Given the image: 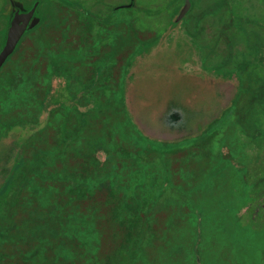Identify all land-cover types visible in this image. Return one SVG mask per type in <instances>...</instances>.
Returning <instances> with one entry per match:
<instances>
[{"label":"trees","instance_id":"trees-1","mask_svg":"<svg viewBox=\"0 0 264 264\" xmlns=\"http://www.w3.org/2000/svg\"><path fill=\"white\" fill-rule=\"evenodd\" d=\"M44 1L33 0V7ZM223 2L216 0L213 10ZM261 2L264 19V0ZM226 9H230L228 0ZM185 10L183 6L169 28L177 24ZM50 14H44L45 21L40 20L24 35L22 41L33 45L29 50L19 49L22 56L15 63V74H30L33 65L50 49L49 44L59 41L48 34ZM234 16L229 12L220 26L241 28L245 52L259 53L262 33L243 23L245 20L264 26V22ZM92 19H84L85 34L89 36ZM103 24L106 26L99 25L95 40L100 44L101 56L107 55V50L112 52L103 49L105 42L123 46L127 40V26L117 30ZM105 28L124 37L108 40L100 34ZM218 32L224 36V43L234 42L229 33ZM50 53L55 59L61 55L59 49H51ZM117 55L114 52L108 57ZM247 62L241 58L233 65L240 71L227 72L223 77L190 74L182 80V92L177 97L172 93L156 98L104 95L103 85L113 91L122 88L112 79L100 78L93 83L95 96L88 98L92 104L80 112H65L61 104L43 108L47 91L44 81H15V115L9 107L4 115L9 118L4 117V122L27 131L0 184V264H204L211 245L205 241L208 238L202 231V221L213 222L218 213L219 219H226L225 232L238 240L239 231L263 236L241 217L244 192L236 187L247 186L244 174L235 175L239 177L237 182L229 174L231 170L245 172L236 158L240 146L235 137L230 138L233 130L229 122L234 127L243 126L247 140L255 147L264 146V75H257L253 67L247 69ZM42 64V72L48 73L49 66ZM243 91L248 95L237 107L234 103ZM169 100L181 108L202 111L199 116L193 112L196 124L206 126L198 137L188 136L196 131L192 128L180 136L184 126L170 130L158 125L155 111ZM231 106L236 109L233 119L217 136V149L210 154L208 147L200 143L202 137L224 117H219L220 109L225 113ZM252 106L253 117L249 112ZM209 109L213 110L210 116ZM198 168L200 173L193 175L191 170ZM250 184L264 186V170ZM175 190L189 198L194 194L195 199H189L191 204H176L167 194L162 199V194ZM259 264H264V259Z\"/></svg>","mask_w":264,"mask_h":264},{"label":"rangeland","instance_id":"rangeland-1","mask_svg":"<svg viewBox=\"0 0 264 264\" xmlns=\"http://www.w3.org/2000/svg\"><path fill=\"white\" fill-rule=\"evenodd\" d=\"M125 1L127 0H87L85 3L87 4L88 8L94 9L95 11L97 10L100 15H103V13L109 9L107 4H120L121 2ZM210 1L213 0H195V3H197V5L202 9L204 5ZM228 1H230L229 10L225 9V7L222 5L216 9L215 12L200 16L197 22L191 16H187L181 20L180 24H178V28L173 29V32H169V29L164 27L168 22V12L166 13L164 9L159 10L156 13L150 11L148 12L147 10L145 13L140 11V9L136 6H133L132 9H129L123 6L120 7L119 5V7H115L114 13H110L111 16H109V18L113 22L110 21L109 24L108 19L104 17L105 15L100 16L101 18H99V21L107 23L108 27L110 25V28H116L117 30L127 26V32H125L127 40L123 46H121L119 42L114 43L111 41L108 43L106 49H112V52L109 54L108 50L105 51L107 55H105L104 58H109L108 55L114 54V52L121 56L122 59H117L116 61L113 73L115 75H117L118 72L130 74L131 81L133 83L139 84L144 90L140 96L151 98H156L157 96L161 95L167 96L171 93L172 97H177L174 91L178 90L179 93H181L182 80L193 73L199 75H211L214 77H223L227 72L237 73L240 71V69H236V66L234 68V63L225 66L211 65V62L214 61V58H218L223 54L225 44L222 36L218 33H215V28L222 25L220 24L222 21H226L229 12L235 15L234 17L244 19L247 17L254 19L255 17L258 21L264 22V19L262 18L263 8L261 0ZM31 2L32 0H15V8L26 9L29 7ZM69 2L70 4L62 3L60 0H45L44 2H41L34 10V13L39 16V23L45 19L44 14H47L48 12L51 13V18L49 19V23L47 25L48 34L52 37H58L59 40L57 42H53L51 45L52 47H62L66 42H71L74 45L75 42L78 41L79 36L77 35L78 31L76 24L78 22V17L72 12L67 14L66 11L75 12L73 9L75 7L83 12L86 11L80 6L79 0H69ZM138 2L139 4H144L147 6V9H151L152 7H160V5L163 3V0H140ZM132 3L134 2L132 1ZM1 6H3L4 10H6L7 4L5 1L0 0V7ZM54 8H56L58 11H55ZM199 10L200 9L197 10L196 7L193 8L191 15L193 16V14H196ZM61 15H63L65 18L62 19ZM59 16L61 19L58 18ZM125 17H127V19ZM99 21L97 18L92 19V27L95 25H104ZM2 23L3 27H5L7 22L2 19ZM193 23L198 25L199 29L192 37L191 35L193 34L190 35L189 31L190 27L194 25ZM243 25L247 28L251 27L252 29H255V31H259V33L264 31V28H262L261 24H255L253 22H247L244 20ZM228 32L233 36L234 40V42H232L233 47L230 50V52L233 53L232 57L234 59H241L245 57L248 59L246 68L250 69L253 67L257 75L261 74L263 76L264 37H262V42L259 45V53L254 52L253 50H250L252 52H245V37L243 30L239 27L229 25ZM86 34L83 36H86L87 38ZM100 34L106 36L108 40L111 38L112 40H117L120 37H124L119 36V33L106 28L103 29V32ZM89 47L90 46L88 43L83 44L81 51L82 56H92L93 51L96 57L101 58L98 47H94L93 49L91 48L92 50H86ZM25 50H29V48ZM126 54L128 58L125 60V63L127 64L126 66L121 67L120 65L124 64L123 59H125ZM129 56L131 57L129 58ZM202 56L206 62L201 64L199 63V58ZM89 61L91 62L92 59H89ZM101 61L103 60L98 59L96 61H92L88 65L90 72L86 70L88 67L85 65H83L82 71V68L80 67L84 83L87 82L86 76L88 73H90L92 77V69H99L96 64H99ZM253 62H256L254 66L252 65ZM66 68V75H68V69L72 70V65H67ZM4 71L7 72H4L3 74V79L6 80L9 73L6 69H4ZM72 72L75 73L76 70ZM66 84L67 82L62 77L52 75V79L50 80V94L47 100L44 102L43 108H47L54 103L62 101L67 102L71 100L64 90ZM178 85L180 86V90ZM247 95L248 93L246 91L239 92L234 105L238 107L239 105L244 104ZM182 104L183 102L180 101V105ZM143 105L145 106L146 104L143 103ZM183 108L188 109L186 107ZM235 110L234 107L231 106L225 113H222L223 108L220 109V112H218L219 117L221 115H224V117H221V119L219 118L220 121L205 132L201 142L199 140L203 146L208 147V152L210 154L215 153V150L217 149L215 145V143H217L216 138L220 133L222 134L223 129L226 127V123L233 119ZM207 111V114L210 116L211 113L209 114V112L213 110L209 109ZM187 112L189 113L187 115L188 120L186 119V122L182 125L175 126H184L185 128L180 130L178 134L182 136L185 134L184 131H186V129L192 128V130L196 131L188 136L198 137L197 135L204 128H206V126H201L199 123L196 124L193 118V112H197L196 115L199 116L202 114V111L200 110L198 112L197 109H193V111L188 109ZM249 112L253 117L255 113V107L252 106L249 108ZM4 117L9 118V116ZM263 119L264 117L262 115L261 120L263 121ZM229 124L232 126L233 130L230 138L235 137L237 141L236 144L240 146V151L238 152L239 154L236 156L237 161L242 164L245 169V172L241 170L238 172L231 170L229 174L237 182L239 181V177H235V175L239 176L240 173H243L245 180L247 181V186L243 187L238 184V187H236V189L239 191L244 192V197L241 202V217L243 221L247 222L252 229L255 228L257 231L259 229L264 233V186H254L250 184V182L264 170V146L255 147L254 143L247 140L249 136L247 135L243 126L234 127L233 123L229 122ZM26 131L27 130L25 128L20 126H14L13 128L5 130L3 136V147L1 150L2 158L0 159V183H2V181H4L7 177V174L16 159L18 144L25 136ZM175 132L176 129H173V133ZM242 142L245 143L242 144ZM194 146L195 145H193V147ZM222 147L226 149L224 145H222ZM191 171L194 175L199 174L201 169H192ZM176 192H178L177 197L174 198V202L176 204H184V202L187 201L190 203L189 199H195L194 194H192L189 198L182 192ZM218 206L220 207L222 205L218 204ZM215 217H217V220L213 222L210 220L202 221V231L205 238H208L205 241L208 243L209 247L211 245L208 253V260H206V263L204 264H216L217 262H219V264H225V262L226 264H259L260 261L264 259V235H257V233L254 232L244 234L243 232L239 231L238 234L240 239L238 240L233 235L227 234L225 232L226 219H224L225 221L219 219L220 213L216 214ZM239 222L242 224L241 221ZM204 229H206L208 233ZM211 229L212 234L210 233ZM252 229L251 231H253ZM221 252L222 255H220Z\"/></svg>","mask_w":264,"mask_h":264},{"label":"flooded vegetation","instance_id":"flooded-vegetation-1","mask_svg":"<svg viewBox=\"0 0 264 264\" xmlns=\"http://www.w3.org/2000/svg\"><path fill=\"white\" fill-rule=\"evenodd\" d=\"M5 1V3L7 4V8L6 10L3 9V6L0 7V51L3 48L6 38H7V32H8V28L10 26V23L13 19V17H15V14L18 13H23L26 12L28 10H31V14L30 17L27 19L25 26L22 30V32L20 33V35L18 36L17 40L14 42L12 48L10 49L9 52H7V54L4 56L2 62L0 63V159L2 158V147H3V136H4V132L5 130H8L9 128H13L14 126H19V125H6L4 122V115L5 112H8L9 107L12 110V114L15 115V81L18 82V84L22 83V82H26V81H44L47 83V91H46V98L45 101L47 100V98L49 97L50 94V80L52 79V75L55 76H60L62 77L66 82V86L64 88L66 94H68L69 98H71V100L67 101V102H58V103H54V104H61L63 107V110L66 112L67 110L70 111H83L85 107H88L90 104H92V100L88 99L89 97H94L95 96V91L93 89V83L94 82H98V80L100 81V78L103 81H109L110 79L114 80L117 82V87L118 88H122V89H117L115 91L110 90L108 88L107 85H103L102 87V91L104 92V95H111L114 97H130L132 94H138L140 96V94L144 91L143 88H141V86L139 84L133 83L131 81V75L130 74H126L123 72H118L117 75H115L113 73V69H115V64L117 59H122L121 56L117 55L116 57L113 58H104L105 57V53L102 54L101 58H98L95 56V54L92 51V56H88V57H84L81 55V51H82V46L84 43H88V45L90 46L89 48H87L86 50H90L91 48L93 49L94 47H98L100 46V44L98 42L95 41V39H97L98 37V31H99V25H95L94 27H91L89 29L88 32H91L92 35H85V26H84V17H91L93 19L97 18L99 21V18H101L100 16H104L105 18L108 19L109 23L111 21V19L109 18L110 13L112 14V12L114 13V9L116 7V5H120L125 7V8H129L132 9L133 6H136L137 8L140 9V11L145 12L148 10V12H158L159 10H163L167 13L168 12V22L167 24L164 26L166 28L169 29V32H173V29L178 28V24H180L181 20L187 16H191L193 19H195V21L197 22L198 18L200 16H203L207 13H212L215 12V10H213V8L215 9L216 7V0L207 2L204 7L201 9V7H199L197 5V3H195V0H163V3L160 5V7L156 8V7H152L151 9H147V6H145L144 4H139L138 1L140 0H127L125 2H121L120 4H114V5H109V9H107L103 15H100V13L94 9H90L87 7V4L85 3V1L87 0H79L80 2V6L82 8L85 9V11L87 12H83L81 10H79L78 8L74 11H66L67 14L69 13H74L77 15V19H78V26H77V35L78 37V41L75 42V44L73 45V43L71 42H66L64 46L62 47H52L51 43L49 44L50 49H48V52L46 53V55H44L43 57L39 58L40 62L37 65H33V67L30 69L31 73L30 74H15V63L20 60V57L22 56V54L19 52L20 48L24 49H28L31 48L30 46L33 44H28V43H24L23 37L24 35L31 31L33 28H35L38 23H39V16L37 14L34 13V10L37 8L33 7V0L31 2V4L29 5L28 8L26 9H16L15 8V0H2ZM62 3H69V0H60ZM93 1V0H90ZM96 1H100V0H96ZM132 1L134 3H132ZM176 1V2H175ZM175 2V3H174ZM134 4V5H133ZM173 4V5H171ZM224 6L225 9L227 7V0H224V2L221 4V6ZM183 6H186V10L184 11V13L180 16L181 18L177 21V24L175 26H173L172 28H169V24L170 21L172 20V18L174 19V16L179 15V11H181V9H183ZM220 6V7H221ZM73 7V6H72ZM119 7V6H118ZM197 8L200 9L194 16L191 15L192 9L193 8ZM64 12V13H66ZM126 16V15H125ZM35 17L36 21L33 24H30L31 19ZM127 19V17H125ZM2 19H4V21H6V26L3 27V23H2ZM101 22V21H99ZM194 24V23H193ZM104 28V26L106 25H102ZM262 28H264V26H262ZM199 27L198 25L194 24L190 27V35L192 37L194 36V34H196V32L198 31ZM255 30V29H252ZM218 31H222L223 34H227L228 32V27L225 26H219L215 28V33H219ZM259 32V31H258ZM230 34V33H229ZM262 37H264V31L262 32ZM222 38H224L223 35H221ZM68 37V36H67ZM232 39V35L230 34L229 36ZM89 39H93L92 42H86ZM93 44V45H91ZM108 46V42H105L103 44V49H106ZM228 46H230V50L233 47V43H226L224 44V52L222 55H220L218 58H214V61L211 62V65H228L231 63H234L233 65H236V63L238 61H240L241 59H234L232 57L233 53L230 52V50H228ZM51 49H59L61 52V55L55 59V58H51L50 56H52V53H50ZM91 49V50H92ZM70 51V52H69ZM100 51V49H99ZM68 52V53H67ZM99 53V52H98ZM51 54V55H50ZM101 54V53H100ZM224 56V57H222ZM228 56V57H227ZM131 56H129L130 58ZM128 58L127 54L125 55V59L124 60V64L120 65L121 67L126 66L127 63H125V60ZM89 59H92V61H96L98 59L106 61L103 62L101 61L99 64L97 63V67H99L98 70H96L95 68L92 69L93 73H92V77L91 74L88 73L86 76V81L87 82H83L84 79L82 78V70H83V65H85L86 67H88L86 70L90 72L89 70V64L92 62L89 61ZM200 62L199 63H203L206 62L204 57H200ZM88 60V61H87ZM46 63V65L49 66V72L48 73H43V68L42 67V63ZM54 62V64H53ZM58 63V64H57ZM56 65H59V67H57ZM67 65H72V70L68 69V75H66L67 73ZM66 66V67H65ZM80 67L82 68L80 71ZM66 68V70H65ZM4 69H6L9 73L8 78L6 80L3 79V74ZM75 73H73L72 71H75ZM122 71V69H121ZM7 73V72H6ZM122 74V75H121ZM84 76V73H83ZM132 86H134L135 88H139V90H133ZM138 93H137V92ZM174 93H176V96L179 95V91L176 90L174 91ZM44 101V102H45ZM94 103V101H93ZM54 104L50 105L49 107L53 106ZM147 104V101L146 103ZM172 104H177L174 100H169L164 102L161 107L155 111V120L158 123V125L162 128H167V129H172L174 128L173 126H167L165 125L162 117L158 116L159 113H161V111H163V109L165 107H168ZM47 107V108H49ZM42 114L40 115V117H42ZM66 114V113H65ZM187 119V118H186ZM82 127H80L79 129H81ZM1 184V183H0ZM179 191V190H178ZM181 192V191H179ZM169 197L172 198H176L178 195V192H174V193H164L162 194V199H166L167 195Z\"/></svg>","mask_w":264,"mask_h":264},{"label":"water","instance_id":"water-1","mask_svg":"<svg viewBox=\"0 0 264 264\" xmlns=\"http://www.w3.org/2000/svg\"><path fill=\"white\" fill-rule=\"evenodd\" d=\"M31 10H28L23 13L15 14L13 17L10 26L7 32V38L3 48L0 51V63L2 62L4 56L7 52L10 51L14 42L17 40L18 36L22 32L27 19L30 17ZM36 21V18L33 17L30 21V24H33ZM189 113L185 111L183 108L176 104H172L168 107H165L161 113H159V117L161 116L165 125L169 126H179L186 122L187 115Z\"/></svg>","mask_w":264,"mask_h":264}]
</instances>
